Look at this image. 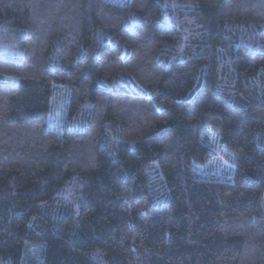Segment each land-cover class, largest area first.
Masks as SVG:
<instances>
[{
    "label": "trees",
    "instance_id": "1",
    "mask_svg": "<svg viewBox=\"0 0 264 264\" xmlns=\"http://www.w3.org/2000/svg\"><path fill=\"white\" fill-rule=\"evenodd\" d=\"M0 264H264V0H0Z\"/></svg>",
    "mask_w": 264,
    "mask_h": 264
},
{
    "label": "rangeland",
    "instance_id": "2",
    "mask_svg": "<svg viewBox=\"0 0 264 264\" xmlns=\"http://www.w3.org/2000/svg\"><path fill=\"white\" fill-rule=\"evenodd\" d=\"M58 111H55V112H53L51 115H50V117H49V119H48V123H47V125H48V127H54V126H56L57 124H58V119H57V117H58ZM207 166H210V164L208 163L207 164ZM206 173H219L220 174V176H223L224 178H226L227 177V172H225L224 174H223V171H222V168L221 167H213L212 169H207L206 170Z\"/></svg>",
    "mask_w": 264,
    "mask_h": 264
}]
</instances>
